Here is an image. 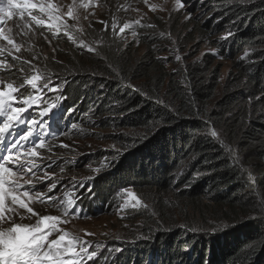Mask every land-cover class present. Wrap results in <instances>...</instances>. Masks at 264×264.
I'll use <instances>...</instances> for the list:
<instances>
[{
	"label": "rangeland",
	"instance_id": "rangeland-1",
	"mask_svg": "<svg viewBox=\"0 0 264 264\" xmlns=\"http://www.w3.org/2000/svg\"><path fill=\"white\" fill-rule=\"evenodd\" d=\"M205 1L181 0L178 4L177 0H34L37 3L51 2L56 9L53 14L59 16V21L56 23L67 24L68 29L50 27L53 22L48 20L46 14L40 13L38 8L31 10L30 14L25 13L23 19L18 13L12 19L5 18V21L0 24V28L5 29L0 35V49H2L0 51V89L6 88L7 84L11 83L17 90L13 93L14 101L10 102L12 107L29 109L27 114H22V117L38 122L42 118L41 113L47 114L53 110H62V119L65 115L76 117V121L72 124L69 120H65L61 124L64 128L61 129L59 126L54 133L56 135L47 138L45 143L52 146V151H48L47 148L38 149V158L35 163L40 165L42 162H48L47 159L44 161L39 159L41 156L50 158L56 162L51 169L42 168L37 172L36 177L17 173L21 185H25V181L35 183L37 178L43 179L45 171L52 177L43 184H37L34 190L29 189L27 185L20 189L17 194L33 208L35 215L28 219L29 214L26 209H20V215L15 217L17 223L34 225L42 216L56 217V231L50 232L49 238L55 239L58 235L67 232L69 236L66 239L76 236L81 241H87L84 246L88 248L89 254L95 251L97 257L92 260H89L88 256L83 257L85 264H137L133 261L135 252L131 249L137 248L140 251L144 241L153 242L149 233L161 223L170 222L181 227L187 222L195 229L213 231L224 228V225H231L232 223L229 222L231 218L240 216L241 220H245L249 217L237 208L230 211L225 206L203 199L198 200L196 206L192 205L181 194L186 186L175 177L168 191L159 192L140 185H126L117 187L113 195L104 202L101 199L97 200L99 198L92 189V182L113 170L120 154L124 152L122 134L128 131L110 121H108L110 125L101 123L108 117L117 115L70 111L71 108L68 107L71 105L66 104L62 99L63 83L43 76L42 72L35 71L33 68L29 69L27 65L47 56L68 55L69 49L73 46L78 47L81 42L90 51L103 54L102 59L108 58L107 54L121 55V62L126 65H128L127 61L130 63L148 49V56L157 64L149 67L154 73L172 72L188 64L207 67L205 71L209 82L217 81L210 106L218 114L224 112L222 115L224 119L227 116L225 113L227 106L221 100L222 90L229 73L233 72L234 59L231 55H221L218 43L230 32L232 33V30L225 24L213 25V21L207 20L211 16V9L202 7ZM69 7L73 8L75 18L68 15ZM32 15L43 19L45 24L35 25V22L31 21ZM189 16L191 18L187 19ZM125 25L128 27L121 33L120 29ZM24 31H27V36L22 35ZM6 37L12 39L13 43L8 44ZM14 45H19V50ZM228 50L232 51L230 47L224 48L225 52ZM177 55L181 57L179 61L175 59ZM212 68L216 71V80L210 73ZM33 76L40 77L36 81V89L26 83ZM135 77H137L136 74H132L128 76V79ZM138 81L142 79L131 81L129 84L133 85ZM36 97L39 99L33 104L32 101ZM255 98L247 100L246 106L255 105V110L264 109V101H257ZM24 101L28 103L25 104ZM216 102L220 104H215ZM5 119L6 114L0 118V127L3 126ZM25 128L27 131V124ZM212 130L217 131L218 142L228 152L231 149L230 153L237 158L240 165L247 162L245 170L248 171L251 191L254 195L252 204L257 205L264 198L262 196L264 183H257L259 177L256 170H264V157L243 155L241 144H232L228 140L226 134L228 131L217 119L212 121L210 134ZM10 138L11 143L8 142L4 156L12 159L7 162L0 159V163H5L7 167L15 163L18 154L23 159L27 148L36 146L34 143L22 146L15 152H9L11 144L19 140L20 136ZM21 143L25 145V142ZM65 145L67 147H64ZM13 171L16 169L13 168ZM84 182L87 183L81 189L80 184ZM52 183H57V188L48 193ZM10 187L5 185V188ZM129 189L133 197L128 196ZM24 191L29 192L27 197L23 195ZM37 193H48L54 196L56 204L49 205L47 202L37 201ZM69 199L74 201L75 211L65 212L60 202ZM10 201L11 197L6 195L5 208L12 206ZM81 210L82 214L77 215L76 213ZM21 216L25 218L21 219ZM50 223L52 222L45 221V225ZM79 247L78 243L77 251ZM68 258L80 259L79 257Z\"/></svg>",
	"mask_w": 264,
	"mask_h": 264
},
{
	"label": "trees",
	"instance_id": "trees-1",
	"mask_svg": "<svg viewBox=\"0 0 264 264\" xmlns=\"http://www.w3.org/2000/svg\"><path fill=\"white\" fill-rule=\"evenodd\" d=\"M202 7L211 9L207 20L213 25L225 24L234 33L218 43L219 53L234 59L222 90L224 119V112L218 114L210 106L217 81L209 82L207 67L188 64L154 73L149 67L157 64L148 49L128 65L121 62V55L102 59L97 51L75 46L68 55L27 63L29 69L63 83L62 99L72 106L69 109L117 115L101 123L112 122L128 131L122 134L124 152L113 170L92 182L97 200L104 202L126 185L168 191L175 177L186 186L181 194L192 205L203 199L249 216L231 218L227 228L213 231L195 229L187 222L181 227L161 223L149 233L153 242L144 241L140 251L131 249L137 264H204L205 259L207 264H264V216L253 211L247 162L240 165L210 134L217 119L229 132L228 140L241 144L243 155L264 157V109L246 106L255 97L264 101V0H206ZM226 47L232 51L225 52ZM210 70L216 80L215 69ZM132 74L137 77L129 80ZM137 79L142 81L129 84ZM75 119L65 115L62 123ZM256 174L257 183H264V170L257 169ZM248 245H253L251 250Z\"/></svg>",
	"mask_w": 264,
	"mask_h": 264
},
{
	"label": "snow or ice",
	"instance_id": "snow-or-ice-1",
	"mask_svg": "<svg viewBox=\"0 0 264 264\" xmlns=\"http://www.w3.org/2000/svg\"><path fill=\"white\" fill-rule=\"evenodd\" d=\"M177 3H181V0H177ZM39 9V12L42 14H46L48 16V20L53 22L50 27L59 28L63 27L64 29H68L69 26L67 24H57L59 21V16L53 14L56 9L54 8L51 2L49 3H37L34 0H0V24L5 21V18L12 19L14 15L17 13L23 19L25 13H31L33 9ZM68 15L70 17L75 18V12L72 7L68 9ZM191 17H187L190 19ZM31 21L35 22V25L41 26L45 24L43 19L37 18V16L32 15ZM139 23V22H137ZM27 27V25H25ZM128 26L125 25L124 28L120 29V32L123 33ZM5 29L0 28V35L3 34ZM107 31V28H105ZM27 31L22 32V35L27 36ZM234 33H229L224 39H228L233 36ZM8 39V44H12L13 41L10 38ZM14 47L19 50V45H14ZM83 51H90L87 46L81 42L78 46ZM2 51V49H0ZM215 54V53H213ZM207 55V53L205 54ZM17 59H19L17 57ZM166 59V58H165ZM177 61L181 59L179 55L175 57ZM10 67V66H7ZM40 79L38 76H33L31 79L27 80L26 83L31 85L33 89L37 88L36 81ZM17 91L14 89L11 83L7 84L6 88L0 89V118L6 114V119L4 120L3 126L0 127V136H4L5 134H10L13 130L17 128L18 125L27 124L28 130L23 132V135H20L19 140L15 143L11 144V148L8 149L9 152H15L17 149L21 148L22 141L27 143H35V147L27 148L26 153H24V158L21 159L19 154L15 158V163L11 167L5 166V163H0V264H85L83 257L88 256L89 260L97 257V253L95 251L89 254L88 248L84 245L87 244V241H81L79 237L73 236L70 239H66L69 236V233L64 232L62 235H58L55 239L49 238V233L56 231V223L57 218L53 216H42L40 219L33 224H25V223H17L15 217L20 215V209H26V212L29 214L28 219H31L32 216L35 215V212L29 204L25 203L24 200L20 198L17 194L21 188L27 185L29 189L34 190L37 184H43L46 181L52 179L45 171V175L43 179L37 178L35 183L31 181H25V185H21L17 173H21L23 176L31 175L32 177H36L37 172L42 168L47 170L51 169V167L56 163L52 161L50 158L39 157L42 161L45 159L48 160L47 163H41L37 165L35 163L36 158H38V149L47 148L48 151H52V146L45 143L49 135L47 132V128L44 126L43 122L35 121V120H25L22 117V114H27L29 109L24 107H12L11 103L14 101L15 97L13 93ZM39 97H36L32 103L34 104ZM25 104L28 101H24ZM165 108H168V105H165ZM75 109H71L70 111H74ZM43 115V113H41ZM39 126V127H38ZM39 133H43L39 135ZM38 137V142H36V138ZM211 136L217 140H219V135L217 131L212 130ZM11 143V142H9ZM223 144V142L221 141ZM64 147H67L66 145ZM231 152V149H229ZM0 158H2L5 162L12 159L9 156H4L0 153ZM31 158V159H30ZM207 163V162H206ZM13 168L16 171H13ZM87 182L80 184L81 189L85 187ZM5 185H10V188H5ZM75 186V185H74ZM57 188V183H52L48 188V193L53 192ZM48 193H37L36 200L40 202H47L49 205L56 204V198L54 196L49 195ZM88 194H91V190L89 189ZM127 194L129 197H133L132 191L127 190ZM11 197V207H4V197ZM23 195L27 197L29 195L28 191H24ZM264 196V194H262ZM46 198V199H45ZM83 199V197H81ZM61 206L64 207L65 212L74 209V201L69 199L67 201H61ZM139 203V201H137ZM259 210L260 214L264 216V198H262L257 205L253 206V211ZM7 213V215H5ZM77 215L82 214L81 212H77ZM24 216H21V219H24ZM45 221H51L52 223L45 225ZM227 228V225H224ZM195 231L194 229L192 230ZM79 243V251H77V244ZM248 250H251L253 245L246 246ZM261 247H264V242L261 243ZM186 250V249H185ZM68 257H79V260L69 259ZM204 264H207V260L205 259Z\"/></svg>",
	"mask_w": 264,
	"mask_h": 264
}]
</instances>
